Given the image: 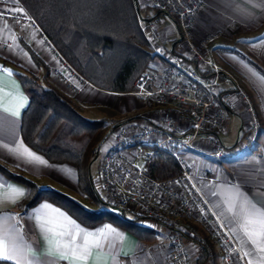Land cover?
<instances>
[{
  "label": "built area",
  "instance_id": "2783aa9c",
  "mask_svg": "<svg viewBox=\"0 0 264 264\" xmlns=\"http://www.w3.org/2000/svg\"><path fill=\"white\" fill-rule=\"evenodd\" d=\"M23 13H4L36 30L57 64L51 77L71 92L89 84L52 46L35 20L16 0H4ZM2 2V0H0ZM148 7L136 13L150 59L126 92L145 100L148 111L118 124L99 147L94 188L110 208L142 217L168 229L170 264H194L196 250L181 233L198 223L218 246L222 264H248L245 254L227 225L210 204L192 174V167L180 152L199 148L206 141L209 155L221 161L248 150L260 127V117L250 91L226 81L212 57V45L221 36L214 31L194 37V25L205 0H136ZM169 21L170 27L163 22ZM168 29L171 38L168 37ZM236 116L240 130L231 146L222 142L228 116ZM196 143L197 148H191ZM175 161L178 173L164 180L150 173V162L159 156ZM189 242V243H188Z\"/></svg>",
  "mask_w": 264,
  "mask_h": 264
},
{
  "label": "crops",
  "instance_id": "0c3cea01",
  "mask_svg": "<svg viewBox=\"0 0 264 264\" xmlns=\"http://www.w3.org/2000/svg\"><path fill=\"white\" fill-rule=\"evenodd\" d=\"M12 8L17 7L4 0L0 2V12L18 13L5 11ZM148 9L140 4L136 13L145 15ZM163 24L170 27L167 20ZM214 31L222 32L212 45V57L226 79L223 84L230 86L239 83L250 91L261 120L260 127L248 150L243 154L231 155L221 161L212 160L206 148L202 149V152L184 150L182 155L190 160L200 189L234 235L242 252L244 254L252 252L251 257H246L247 263L249 264V259L252 258L255 264H259L254 246L243 235L238 206L249 199L258 206H264V81L261 80V77H264V0H205V6L198 14L194 25V37L201 38ZM167 34L171 38L169 29ZM144 40L141 48L148 52ZM30 51L38 58V62L32 59ZM40 64L44 67L42 68ZM55 66V57L36 30L15 18L0 17V109L15 108L20 103L21 96L27 100L21 114L28 104L24 90L12 74L16 71L34 76L37 81L43 83L42 85H50L57 89L70 101L76 112L86 119L113 120L119 124L125 118H137L148 111V103L137 97L139 101L128 100L127 105L122 103L120 105L121 101L117 98L112 105V95L118 94L120 97L125 93L103 91L91 84H86L78 92L73 93L51 77V69ZM46 82L49 85H46ZM236 119L234 123H227V133L221 136L222 142L227 146L233 144L239 133L240 121L238 117ZM0 124L3 125L0 127V144H7L11 148L17 146V141L23 143L20 136V118L15 119L0 110ZM10 130H14V135ZM0 165L15 173L21 172L38 187L59 192L88 210L98 212L103 209L79 191L76 170L68 163L48 162V166L26 163L22 158L0 149ZM0 177L18 188L25 189L22 184L6 178L1 172ZM0 196L8 198L12 193L7 189H0ZM21 199L15 203L10 199H0V217L20 218L9 223L18 225V231L22 230L25 243L39 251L38 264H67L66 261H56L44 255L45 245L35 225L34 210L47 203L70 215L46 200L39 201L26 211H20L16 209V204ZM231 199L236 200L237 207L230 212L228 209ZM107 210L118 214V211L110 206H107ZM49 214L52 215L50 212ZM70 217L88 231L95 232L108 225L119 233L109 235L102 249L92 251L88 258L89 264H170L166 260V255L170 251L169 231L166 228L153 227L157 232L156 241L143 243L107 218L89 225ZM189 223V233L210 245L213 254L212 264H222L218 246L198 223L192 220ZM194 248L196 250L195 246Z\"/></svg>",
  "mask_w": 264,
  "mask_h": 264
},
{
  "label": "trees",
  "instance_id": "16d2710c",
  "mask_svg": "<svg viewBox=\"0 0 264 264\" xmlns=\"http://www.w3.org/2000/svg\"><path fill=\"white\" fill-rule=\"evenodd\" d=\"M35 20L55 50L92 86L108 92L126 93L143 71L150 54L141 48L144 40L136 20V0H16ZM145 41V40H144ZM38 62L35 54L29 52ZM28 99L20 117L23 143L48 162L68 163L77 173V186L84 197L102 210H88L69 197L49 188H40L21 172L0 165L8 179L22 184L27 194L16 204L26 211L46 200L77 221L89 225L104 218L126 229L140 242L153 243L157 232L140 225L142 217L115 214L97 194L90 173L89 157L97 155L98 135L107 121L82 117L57 89L40 84L34 76L13 71ZM133 119V118H131ZM114 129L111 127L110 131ZM150 173L164 180L178 173L174 160L159 156L150 162ZM107 205V206H106ZM196 247L194 264H212L210 245L191 233H181Z\"/></svg>",
  "mask_w": 264,
  "mask_h": 264
},
{
  "label": "snow or ice",
  "instance_id": "6c2138e0",
  "mask_svg": "<svg viewBox=\"0 0 264 264\" xmlns=\"http://www.w3.org/2000/svg\"><path fill=\"white\" fill-rule=\"evenodd\" d=\"M5 11L23 13L22 8L6 9ZM2 16L3 12H0V17ZM261 80L264 81V77H261ZM26 103V98L21 96L20 103L15 108L4 107L0 110L19 119L21 109ZM0 127L3 125L0 124ZM10 131L14 135V130ZM16 145L10 148L7 144H0V149H5L8 153L22 158L26 163L48 166V162L43 157L31 151L21 141H17ZM0 189H7L12 193L11 197L0 196V199H10L13 203L27 194L26 189L8 183L3 177H0ZM235 207H237V202L235 199H231L228 210L231 212ZM238 212L239 220L242 222L243 235L254 246L259 264H264V206H258L249 199L238 206ZM19 219L16 216L0 217V264H38L40 260L39 251L25 243L22 230L18 231L19 226L9 223V221ZM234 219H236L235 216ZM34 221L44 241V255L56 261H66L67 264H89L88 258L93 250L102 249L109 235H119L114 228L108 225L95 232L88 231L62 210L47 203L34 210ZM252 255V252H245V257ZM249 264H255L254 259L250 258Z\"/></svg>",
  "mask_w": 264,
  "mask_h": 264
},
{
  "label": "rangeland",
  "instance_id": "374dc122",
  "mask_svg": "<svg viewBox=\"0 0 264 264\" xmlns=\"http://www.w3.org/2000/svg\"><path fill=\"white\" fill-rule=\"evenodd\" d=\"M136 7H137V5H136ZM216 32V31H215ZM56 64H57V61H56ZM40 66H42V68L44 67L42 64H40ZM38 82L40 83V84H43L42 82H40L39 80H38ZM46 85H49L47 82H46ZM50 86V85H49ZM223 86L224 87H230V86H225V84H223ZM122 94V93H121ZM117 98H119V100L121 101L120 102V105H121V103L122 104H124V105H127V102H128V100H130V101H136V100H138L139 101V99H137L135 96H132V95H129V94H124V96H122V95H120V97H118V94L117 95H112V105L114 104V102H115V100H117ZM101 117V116H100ZM228 118H229V121H228V123H234L235 122V120H237L236 119V117H232V116H228ZM131 118H125V119H123V120H121V122H125V121H128V120H130ZM107 121V120H106ZM120 122V123H121ZM119 123V124H120ZM115 125H118V121H107V123H106V125L102 128V129H100V132H99V135H98V140L100 139V144H101V142L103 141V139L107 136V134L109 133V132H111L110 131V129H111V127H113L114 126V128L116 127ZM98 147H100V145L98 146ZM198 147V145H196V143H194V144H192V146H191V148H197ZM201 150L203 149H207L208 151H206V152H210V144L206 141L205 143H203V145H200V147H199ZM185 151H188V152H191V149H186ZM183 152H184V150H182L180 153L181 154H183ZM213 158V157H212ZM211 158V159H212ZM89 159L91 160V162H90V173H91V176H92V178L94 179L95 178V176H96V174H97V170H98V163H99V151H98V153H97V155L96 156H94V157H89ZM188 160V159H187ZM212 160H215L214 158L212 159ZM216 161H218V160H216ZM189 162H190V160H189ZM190 164H191V162H190ZM191 167H192V174L194 175V177H195V173H194V169H193V165L191 164ZM103 200V199H102ZM104 201V200H103ZM84 203H86V204H88L87 203V201H84ZM107 206V205H106ZM118 214H119V212H118ZM125 216L126 217H128V218H131V214L130 213H127V212H125ZM140 225H143V226H145V227H150V228H152V229H154L153 227H155L156 226V224L155 223H153V222H145L144 220H140L139 222H138ZM155 230V229H154Z\"/></svg>",
  "mask_w": 264,
  "mask_h": 264
}]
</instances>
